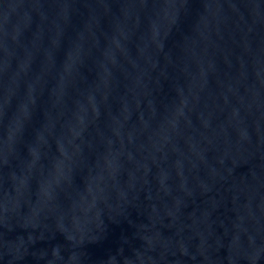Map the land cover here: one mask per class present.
Wrapping results in <instances>:
<instances>
[{"label": "water", "instance_id": "obj_1", "mask_svg": "<svg viewBox=\"0 0 264 264\" xmlns=\"http://www.w3.org/2000/svg\"><path fill=\"white\" fill-rule=\"evenodd\" d=\"M0 264H264V0H0Z\"/></svg>", "mask_w": 264, "mask_h": 264}]
</instances>
